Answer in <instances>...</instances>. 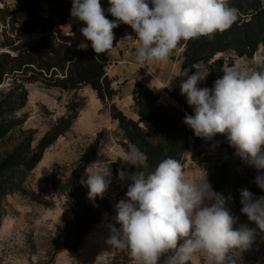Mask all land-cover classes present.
<instances>
[{
	"label": "rangeland",
	"instance_id": "obj_1",
	"mask_svg": "<svg viewBox=\"0 0 264 264\" xmlns=\"http://www.w3.org/2000/svg\"><path fill=\"white\" fill-rule=\"evenodd\" d=\"M7 6L13 11L18 7L17 1L0 0V9ZM13 16L18 22L27 19L24 11H17ZM74 19L71 17L62 26L65 33L71 31L69 27ZM13 25L9 11L0 13V61L8 59V55H16L11 47H32L44 37L41 33H24L18 26L14 29ZM74 30L80 43L85 42L81 32ZM136 45L133 43L127 48L129 55L135 56ZM182 54L183 48H176L167 61L155 63L153 73L142 66L135 70L127 69L119 55L110 59L109 77L118 91L113 102L148 132H152V126L141 118L135 105L136 83H152L160 101L170 102V92L180 90L181 82L186 79L177 76L182 73V64L180 71H173ZM262 54L261 47L253 58L240 57L235 52H223L216 58L226 55L235 63L245 62L250 69L259 70L261 65L258 61ZM203 65L209 71L207 65ZM209 75L210 71L198 87H205ZM31 77V73L10 70L0 84V101L27 93L24 107L0 118V124L4 123L9 128L0 137V264H133L126 249L121 250L107 242L111 235L109 226L120 227L115 220V206L120 200L127 199L126 192L132 183L129 177L136 171L150 172L154 168L136 169L117 158L132 144L125 138L119 121L112 117L110 105L104 103L91 86L68 91L47 87L41 78ZM169 81L170 86L166 87ZM74 105L79 108L71 129L46 148L42 147L43 138ZM223 136L217 134L201 147L202 153L206 151L204 157L213 166H220L227 157V145L230 144L223 143ZM150 140L155 145L160 143L158 138ZM234 150L235 158L244 162L252 174L249 176L241 165H236L237 175L255 182L257 175L264 174V169L258 170L242 160ZM42 151V159L34 169L9 164L11 159L26 161ZM105 160L111 162V182L102 196L90 199L89 189L83 183L87 179L85 168ZM179 162L190 177L201 178L206 174L211 185L206 170L193 160L191 153L184 154ZM121 170L126 174L123 180L119 177ZM261 190L264 197V189ZM224 199L226 209L236 220L234 229L246 225L256 232L250 247L243 251L234 250L231 259L235 264H264V232L241 212L243 206H238L232 196ZM163 260L164 257L160 264ZM188 264H205L203 255L194 254Z\"/></svg>",
	"mask_w": 264,
	"mask_h": 264
},
{
	"label": "clouds",
	"instance_id": "obj_2",
	"mask_svg": "<svg viewBox=\"0 0 264 264\" xmlns=\"http://www.w3.org/2000/svg\"><path fill=\"white\" fill-rule=\"evenodd\" d=\"M109 20L100 0H73L71 16L86 26L80 29L96 56L114 45L113 29L120 23L129 25L136 33V61L141 64L165 62L181 41L207 37L231 28L238 19V9L228 0H108ZM128 39L133 40L131 36ZM222 77L213 88H200L209 71L198 62L196 71L180 84V94L194 114L185 113L184 123L195 136L211 140L217 134L226 135L237 155L255 168L264 169V59L260 69H250L245 62L235 63L223 55ZM170 86V81L166 87ZM149 87H153L152 83ZM155 88V87H154ZM159 89V88H157ZM123 162L140 169L148 168V157L137 146L119 155ZM116 158V159H117ZM113 160L111 162L116 161ZM97 161L85 168L83 181L90 199L102 196L110 184V163ZM125 172L119 171L121 180ZM126 200L116 208L117 229L110 225L113 247L127 250L133 264H188L200 253L205 264H235L234 250L250 247L256 232L241 225L233 227L235 218L225 207V199L201 178L187 175L182 164L174 158L161 160L154 170L136 171L129 177ZM255 183L264 189V174ZM241 212L264 232V197L253 198L247 189L241 190ZM211 202V203H206ZM182 241V243H180Z\"/></svg>",
	"mask_w": 264,
	"mask_h": 264
},
{
	"label": "trees",
	"instance_id": "obj_3",
	"mask_svg": "<svg viewBox=\"0 0 264 264\" xmlns=\"http://www.w3.org/2000/svg\"><path fill=\"white\" fill-rule=\"evenodd\" d=\"M17 9L10 7L0 9V13L9 11L16 26L27 34H44L42 41L32 47H11L16 55L0 61V84L10 70L31 73V78H41L47 87H59L64 90H77L82 86H91L99 98L110 105L112 117L119 121L125 138L137 146L148 157V168H155L165 158L180 161L184 154L191 153L192 158L202 164L206 170L213 189L224 197L232 196L238 206L241 204V190L247 189L253 198L263 197L261 188L249 178L235 173L236 165H241L250 175L246 164L235 158L234 147L228 146L227 157L220 166H213L204 157L201 147L206 139L195 136L193 130L184 123L185 113L192 115L194 110L187 104V98L176 89L170 92V102L162 103L160 95L143 82L138 81L134 100L142 119L152 126V132L142 128L140 122L129 118L113 102L118 91L108 75L110 53L116 48L120 40L128 31L135 33L127 24L120 23L113 29L114 45L103 54L96 56L89 47L81 49L80 38L75 30L65 33L62 26L72 17L73 0H16ZM109 20L115 18L107 12L110 6L108 0H100ZM229 5L238 9V19L230 29L217 33L214 39L201 37L189 41H181L177 48L184 47L181 72L189 70L193 74L196 69L191 65L203 62L207 65L210 75L205 87L213 88L214 81L222 77L223 59L216 56L223 52H235L240 57L253 58L263 48L264 59V0H228ZM17 11H24L27 19L18 22L13 15ZM13 44V43H11ZM233 62V60H231ZM27 93L18 98H6L0 101V118L6 114L15 113L25 106ZM78 105L70 106L68 114L42 140V147L46 148L55 142L62 134L71 129L78 113ZM8 125L0 124V137L9 130ZM158 138L159 144H153L150 138ZM224 144H228L226 135L222 137ZM43 156L36 152L26 161L11 159V166H24L34 169ZM248 186V187H247ZM246 187V188H245Z\"/></svg>",
	"mask_w": 264,
	"mask_h": 264
},
{
	"label": "crops",
	"instance_id": "obj_4",
	"mask_svg": "<svg viewBox=\"0 0 264 264\" xmlns=\"http://www.w3.org/2000/svg\"><path fill=\"white\" fill-rule=\"evenodd\" d=\"M74 20H72V23L70 24L69 30H74V28H75L77 32H80V29L82 27H85L86 25L83 22L79 21V20H76V21H74ZM78 35L80 36V33H78ZM128 36H131L133 38V40L128 39ZM135 39H136V33H132L130 31H128L126 33V35L120 40V42L118 43V45L116 46V48L111 51V53H110V59L116 58L119 55L121 58H123L122 64L124 63L125 66L127 67V69H129V70H135L138 67L142 66V67L146 68L149 73H153L154 70H155V63L156 62H151V63H147V64H144V65H141V64H139L136 61L135 56H131V55H129V53L128 54H125V51L127 50V48L129 46L132 47L133 46V43L134 44L137 43L136 47L138 46V42L134 41ZM87 44H88V42H87ZM88 47H89V44H88ZM182 48H183V52H184V49L185 48L184 47H182ZM120 53H123V56H121ZM182 62H183V54H182V58H180L178 60V62L176 64V67L173 69V71H175L176 69L178 71H180V67H181ZM108 75H109V72H108ZM144 84L147 85V83H145V82H144ZM147 86H149V85H147ZM150 88L153 89V87H150Z\"/></svg>",
	"mask_w": 264,
	"mask_h": 264
},
{
	"label": "built area",
	"instance_id": "obj_5",
	"mask_svg": "<svg viewBox=\"0 0 264 264\" xmlns=\"http://www.w3.org/2000/svg\"><path fill=\"white\" fill-rule=\"evenodd\" d=\"M126 52L128 53V52H130V51L126 50Z\"/></svg>",
	"mask_w": 264,
	"mask_h": 264
}]
</instances>
